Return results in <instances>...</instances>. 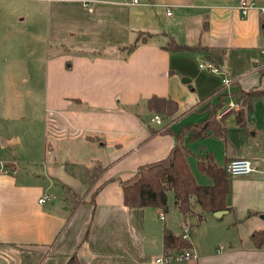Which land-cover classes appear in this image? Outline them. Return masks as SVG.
<instances>
[{"label": "crops", "instance_id": "crops-1", "mask_svg": "<svg viewBox=\"0 0 264 264\" xmlns=\"http://www.w3.org/2000/svg\"><path fill=\"white\" fill-rule=\"evenodd\" d=\"M239 1L0 0L3 43L16 45L15 56L6 48L1 60L18 64L15 75L0 73V163L8 169L0 173V264H66L71 258L77 264H152L164 251V229L180 235L185 222L197 258L174 264H264V244L256 247L250 239L264 228V95L252 99L244 127L227 116L230 143L212 135L184 140L200 185L212 180L199 170L197 155L209 152L220 167L251 160L250 173L229 175L227 212L205 213L197 222L202 210L194 205L195 214L184 219L174 198L177 217L169 207L128 208L116 180L165 158L175 133L206 118L201 107L186 111L225 85L199 68L201 60L213 61L234 82L228 92H264L262 16L253 9L242 17ZM19 24L39 37L44 53L31 66L39 74L22 80L43 77V104L31 108L19 106ZM171 40L196 49L169 50ZM153 95L178 105L171 118L162 115V125L150 121L147 99ZM30 110L41 116L24 121ZM168 122L170 131L158 132ZM219 142L227 144L222 162ZM93 161L107 166L106 182L94 201L88 194L71 212L65 188L80 196L85 187L65 163L87 167Z\"/></svg>", "mask_w": 264, "mask_h": 264}, {"label": "trees", "instance_id": "trees-1", "mask_svg": "<svg viewBox=\"0 0 264 264\" xmlns=\"http://www.w3.org/2000/svg\"><path fill=\"white\" fill-rule=\"evenodd\" d=\"M145 38L146 36L138 37L128 48H134L137 43L143 42ZM167 48L169 50L196 49V47L178 44L174 40L170 41ZM232 84L234 82L230 80L229 85ZM226 89V86L222 87L186 111L198 110L201 107L200 110L206 111L207 116L203 121L182 128L175 133V144L165 158L140 165L128 178H116L123 193L125 206L128 208L156 207L166 212L169 207L167 193L172 191L174 207L183 215L184 219L195 214L194 205H199L202 210L201 213L196 214L197 222L204 219L205 213L229 209L226 205L229 192V175L226 172V165L229 161L225 166L220 167L214 162L209 152L197 155L199 170L212 180L210 185H200L195 181L187 161L192 152L184 145L185 138L193 142L203 140L208 135L226 143L228 141L227 116L233 114L236 124L244 127L251 114L252 99L264 95L263 91L258 90L243 91L237 88L228 92ZM213 96H217L216 102L212 101ZM227 97H230L237 104V107L221 114V109L227 105ZM147 108L154 114L171 118L177 112L178 105L174 100L153 95L147 99ZM178 117H174L173 120ZM169 131V122L158 130V132ZM65 168L69 173L77 175L85 187L84 194L80 196L73 193L69 188H65L66 199L72 204L70 210L73 212L78 205L85 201L88 194L90 200L94 201L95 195L106 182H101V178L107 166L99 161H93L87 167H79L67 162ZM250 239L256 247L262 246L264 244V228L254 231ZM163 248L164 251L190 248V242L165 228ZM66 264H77V262L75 258H71Z\"/></svg>", "mask_w": 264, "mask_h": 264}, {"label": "rangeland", "instance_id": "rangeland-1", "mask_svg": "<svg viewBox=\"0 0 264 264\" xmlns=\"http://www.w3.org/2000/svg\"><path fill=\"white\" fill-rule=\"evenodd\" d=\"M2 35L0 34V73L3 72L7 76L15 75L16 69H17V61L14 59L8 60V61H3L1 60V54L4 53V50L7 48L8 51H10L13 55L15 56L16 53V45L14 46V42L10 43L5 46L4 45V39L1 37ZM37 38L34 33L32 32H26L23 29V26L19 24V106L20 104L24 103L22 108L25 106H29L31 108L32 103L36 104H43V89L42 83H43V77H34L30 78L28 83H22V80L24 77H26L27 73L30 74H39L37 71V66L34 67V70L31 69V66L35 62V58L40 57L44 53L42 52L41 47H39L38 43L36 42ZM41 69V65L40 68ZM33 81L35 84H33ZM35 87H39L38 90H36L35 94H31V92L35 89ZM35 92V91H34ZM20 109V108H19ZM33 114V115H31ZM39 115V111H35V113H32L31 110L29 114L26 113L24 121H29L30 118H35ZM35 116V117H34ZM162 116V115H161ZM163 117V116H162ZM165 117V116H164ZM177 117V116H176ZM167 118V117H165ZM229 138H228V142ZM227 144H223L222 142H219L217 152H218V161L222 162L223 156H224V149ZM168 197V204H169V213L170 215H174V217L180 215L177 210L174 209L173 207V192L168 191L167 193ZM228 216H226L224 219H226ZM178 231L181 232V228L177 229Z\"/></svg>", "mask_w": 264, "mask_h": 264}, {"label": "built area", "instance_id": "built-area-1", "mask_svg": "<svg viewBox=\"0 0 264 264\" xmlns=\"http://www.w3.org/2000/svg\"><path fill=\"white\" fill-rule=\"evenodd\" d=\"M124 3L130 5H138L141 4V0H123ZM237 8L242 17H245L250 10L256 9L259 14L262 16V34L264 37V6L257 5V3L253 0H240ZM167 14H170V11H167ZM260 54L264 60V43L259 49ZM199 68L205 70L209 73H213L215 75L220 76L221 81L225 86L230 84V80L224 74L223 70L216 65L213 61L208 59H203L198 64ZM264 67V64H263ZM237 104L234 101H230L226 107L225 111H228L232 108H236ZM150 121L157 124H163V117L160 114H153L150 118ZM253 170V164L251 160L241 157L235 158L230 160L226 165V172L230 176H238V175H245L250 173ZM8 171L5 164L0 163V173H6ZM47 197H41L39 199V203L45 202ZM160 219H163V214L159 215ZM192 232V227L188 223H184L182 225L180 237L186 241L190 240V235ZM197 255L191 248H184V249H175V250H167L163 251L160 255L154 258L152 264H174L175 262L185 261L190 259H196Z\"/></svg>", "mask_w": 264, "mask_h": 264}, {"label": "water", "instance_id": "water-1", "mask_svg": "<svg viewBox=\"0 0 264 264\" xmlns=\"http://www.w3.org/2000/svg\"><path fill=\"white\" fill-rule=\"evenodd\" d=\"M225 212H227V211L226 210H220V211L215 212V215H221Z\"/></svg>", "mask_w": 264, "mask_h": 264}]
</instances>
